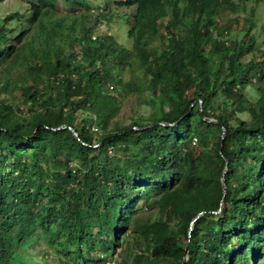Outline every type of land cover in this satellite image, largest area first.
<instances>
[{
    "label": "trees",
    "instance_id": "1",
    "mask_svg": "<svg viewBox=\"0 0 264 264\" xmlns=\"http://www.w3.org/2000/svg\"><path fill=\"white\" fill-rule=\"evenodd\" d=\"M24 1L0 21V264H181L187 238L183 264H264L262 0Z\"/></svg>",
    "mask_w": 264,
    "mask_h": 264
},
{
    "label": "rangeland",
    "instance_id": "2",
    "mask_svg": "<svg viewBox=\"0 0 264 264\" xmlns=\"http://www.w3.org/2000/svg\"><path fill=\"white\" fill-rule=\"evenodd\" d=\"M56 5L55 8L58 11H55L56 13H62L64 11H69L68 7H69V3L66 0H55ZM254 5L253 0H247L246 1V6L247 8H250L251 6ZM28 7V4L24 1V0H0V21H1V17H3L4 15L18 10V11H24L26 8ZM117 11H123L124 8H118L116 9ZM233 15V13H229L228 10H224L222 13V16L224 18H230ZM222 20V19H221ZM255 20L258 22L257 25V32L260 31V23H262L264 21V0H262L260 3L257 4V9L255 12ZM100 27H105L103 24H100ZM108 32L114 35V37L121 42H124V38H126V28L125 26L122 24V21L119 17H115L114 21H112L110 23V25L108 26ZM126 43H129V41H125ZM6 65H10L13 68H17L18 65L16 63H12L11 61L8 62H4L2 64H0V72L2 67L6 66ZM1 79V78H0ZM250 88L248 87L246 90H249ZM131 102L128 101L127 103L125 102L122 105L120 114L122 116H128L129 113V104ZM141 111L146 112V109L144 108V104H142V106L140 107ZM124 122H127V120ZM118 251V250H117ZM46 264H57V259L55 257H52L49 259V261ZM99 264H121V257L119 254L116 253V251L114 253H112L110 256H108L106 262L104 261L99 263Z\"/></svg>",
    "mask_w": 264,
    "mask_h": 264
},
{
    "label": "water",
    "instance_id": "3",
    "mask_svg": "<svg viewBox=\"0 0 264 264\" xmlns=\"http://www.w3.org/2000/svg\"><path fill=\"white\" fill-rule=\"evenodd\" d=\"M161 123H164V124H166V125H168V124H173V123H168V122H165V121H163V122H161ZM65 126H68V127L70 128V130L72 131L73 135H75L76 137H78V133H77V131L75 130V128L71 127L69 124H65ZM224 135H225V129L223 128V129H222V134H221V142H222V140H223V138H224ZM78 138H79V137H78ZM227 164H228V162H227V160H226V161H225V166H224L223 171H222L221 176H220V181H221V184H222V195L225 194V190H226V184H225V180H224V174H225V172H226V170H227V167H228ZM222 204H223V201H221V203H220V207H219L217 210H215L214 212H217V211L221 210ZM201 213H202V211L198 212V214L192 218V220H191V222H190V226H189V232H191V230L193 229V227H194V221L197 219V217H198ZM189 232H188V236L190 235ZM188 247H189V238H187L186 243H185L184 255H183V258H182V262H181V264H183V263L185 262V260H186Z\"/></svg>",
    "mask_w": 264,
    "mask_h": 264
},
{
    "label": "built area",
    "instance_id": "4",
    "mask_svg": "<svg viewBox=\"0 0 264 264\" xmlns=\"http://www.w3.org/2000/svg\"><path fill=\"white\" fill-rule=\"evenodd\" d=\"M94 129H95V127H94Z\"/></svg>",
    "mask_w": 264,
    "mask_h": 264
}]
</instances>
